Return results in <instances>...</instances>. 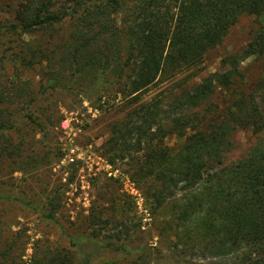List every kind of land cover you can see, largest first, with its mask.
Instances as JSON below:
<instances>
[{
    "label": "trees",
    "instance_id": "1",
    "mask_svg": "<svg viewBox=\"0 0 264 264\" xmlns=\"http://www.w3.org/2000/svg\"><path fill=\"white\" fill-rule=\"evenodd\" d=\"M263 13L264 0H23L10 24L21 39L15 68L51 66L42 75L44 91L111 87L130 97L134 107L112 124L102 145L106 159L116 169L123 166L156 208L168 205V228L188 251L225 264H264V74L249 91L232 88L243 78L245 59L264 57V23L243 50L222 58L221 70L191 86L179 84L167 97L143 98L187 71L195 75L242 16ZM218 88L232 90V102L202 106ZM37 91L19 72L0 81V207L17 202L39 213L62 229L81 258L97 246L132 254L117 233L104 239L69 232L58 218L59 190L51 189L40 205L6 188V171L33 175L55 157L45 140L63 117L54 120L34 106ZM237 130L259 138L245 156L225 162ZM175 134L179 141L167 145ZM91 215L89 226L118 219ZM7 232L0 216V264H76L69 249L36 248L24 261L26 240Z\"/></svg>",
    "mask_w": 264,
    "mask_h": 264
},
{
    "label": "rangeland",
    "instance_id": "2",
    "mask_svg": "<svg viewBox=\"0 0 264 264\" xmlns=\"http://www.w3.org/2000/svg\"><path fill=\"white\" fill-rule=\"evenodd\" d=\"M22 1L0 0V81L8 82L14 73L19 72L20 78L31 80L38 90L34 106L51 113L54 120L58 117L63 119L45 140V148L51 151V156H55L51 166L33 175L17 171L11 176L6 171L7 184H10H6V188L12 186L15 193L25 195L40 205L51 189H57L61 192L60 204L63 206L58 218L69 232L90 236L100 233L99 237L104 239L117 233L120 240L130 244L134 250L132 254L124 255L111 250L103 251L97 246L91 247L93 253L81 258L77 249L69 247L66 235L56 224L46 222L39 213L17 202H6L0 207V216L6 220L8 234L13 230L18 233L20 240H26L24 261H30L32 252L38 248L59 251L69 249L76 264H225L222 258H203L199 251H188L180 244L174 230L168 228V205L156 208L147 193L123 174L124 167L116 169L103 155L102 145L109 136L112 124L123 119L134 107L130 97L124 98L111 87L106 92L100 90L92 93L78 92L71 85H68L70 89L49 88V91H44L40 88L42 75L51 66L15 68L13 54L19 51L21 39L12 33L10 24ZM263 23L264 13L242 16L229 29L223 41L207 52L195 75L187 71L172 81L152 87L144 92L143 98L167 97L179 84L191 86L221 70L222 58L243 50ZM240 66L243 78L232 88L249 91L264 74V57L251 56ZM49 73L53 74L52 71ZM232 100V90L218 88L202 106H227ZM65 118L69 125L67 130L61 125ZM258 138L259 134L252 130H237L232 136L233 147L226 154L225 162L245 156ZM177 141L179 137L176 134L165 139L167 145ZM91 213L118 219L105 226H89ZM86 249V252H91L90 248Z\"/></svg>",
    "mask_w": 264,
    "mask_h": 264
},
{
    "label": "built area",
    "instance_id": "3",
    "mask_svg": "<svg viewBox=\"0 0 264 264\" xmlns=\"http://www.w3.org/2000/svg\"><path fill=\"white\" fill-rule=\"evenodd\" d=\"M68 120H67V118H65L63 121H62V128L64 129V130H67V128H68V122H67Z\"/></svg>",
    "mask_w": 264,
    "mask_h": 264
}]
</instances>
